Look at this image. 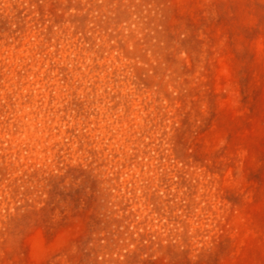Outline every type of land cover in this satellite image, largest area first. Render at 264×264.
I'll use <instances>...</instances> for the list:
<instances>
[{
	"label": "rangeland",
	"instance_id": "374dc122",
	"mask_svg": "<svg viewBox=\"0 0 264 264\" xmlns=\"http://www.w3.org/2000/svg\"><path fill=\"white\" fill-rule=\"evenodd\" d=\"M0 264H264V0H0Z\"/></svg>",
	"mask_w": 264,
	"mask_h": 264
}]
</instances>
